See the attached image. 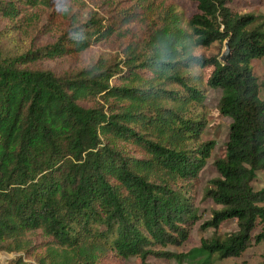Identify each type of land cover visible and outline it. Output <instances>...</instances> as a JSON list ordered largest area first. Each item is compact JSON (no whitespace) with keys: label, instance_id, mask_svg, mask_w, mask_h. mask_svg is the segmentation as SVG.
<instances>
[{"label":"trees","instance_id":"1","mask_svg":"<svg viewBox=\"0 0 264 264\" xmlns=\"http://www.w3.org/2000/svg\"><path fill=\"white\" fill-rule=\"evenodd\" d=\"M158 1L119 6L107 24L65 9L68 27L54 41L0 51V251L32 249L38 264H212L264 242V188L253 186L264 171L253 66L264 57V13L241 12L235 0H192L187 16ZM50 5L0 0V16L34 24V10ZM140 12L143 28L122 45V59L60 73L40 65L111 38ZM226 43L227 61L199 52ZM208 87L222 89L218 109L232 122L214 159L220 177L204 190L222 208L201 229L231 219L237 228L175 252L168 247L186 243L202 219L196 182L216 148L204 139Z\"/></svg>","mask_w":264,"mask_h":264},{"label":"rangeland","instance_id":"2","mask_svg":"<svg viewBox=\"0 0 264 264\" xmlns=\"http://www.w3.org/2000/svg\"><path fill=\"white\" fill-rule=\"evenodd\" d=\"M159 0L158 2H160ZM173 2L183 10L187 16L196 12V3L192 0H164ZM136 0H51V5L46 8H38L36 11V22L28 23V18L9 20L0 16V51L7 55L8 53H21L30 46L42 45L55 40L59 30H65L69 24V18L62 15V11L69 9L71 14H75L79 19L85 20L93 14H98L104 20V23L112 22L113 19H119L117 7L127 6L132 8ZM234 7L241 12L264 13V0H235ZM138 10V9H137ZM141 11V10H138ZM141 12L137 15V20L130 25H124L120 30L112 35L111 38L103 40L92 45L87 50L77 55H66L61 58L44 60L40 65L44 68L52 69L58 73L81 68L87 64H92L99 59L118 61L123 58L121 49L133 33H140L142 22H139ZM124 29L125 32H124ZM121 31L124 32L123 35ZM220 44H214L204 51L207 55L221 53L225 48ZM222 50V51H221ZM256 75L261 84L260 95L264 100V57L253 62ZM213 70V67L206 68L204 71L207 78ZM207 98L203 110L207 119V126L204 132V139H213L216 141V148L213 155L209 158L204 170L200 173L196 182L195 194L197 205L202 214V219L192 230L190 239L180 247L169 246L168 249L175 252H181L188 248L200 245L201 240L212 236H224L237 228V222L234 219L226 220L221 223L218 229L209 227L201 229L202 223L211 219L213 211L222 207L214 203L211 199L204 196L205 187L208 181L220 174L214 165V159L221 155V146L228 140L229 128L232 119L220 114L218 103L222 96V89L207 88ZM253 186L256 190L264 188V171L256 173ZM39 242L42 238L38 237ZM17 245V244H16ZM12 245L11 247H16ZM22 247V246H21ZM42 248H37L41 250ZM32 249L24 248H5L0 251V264H38L33 257ZM36 250V249H35ZM152 264H179L174 259H151ZM128 264H138L139 259L131 258ZM188 264V263H185ZM212 264H264V242L251 246L241 257L220 258L215 257Z\"/></svg>","mask_w":264,"mask_h":264},{"label":"water","instance_id":"3","mask_svg":"<svg viewBox=\"0 0 264 264\" xmlns=\"http://www.w3.org/2000/svg\"><path fill=\"white\" fill-rule=\"evenodd\" d=\"M230 53H231L230 47H229L228 43H226V47H225V50H224V52H223V54L221 56V60L227 61V59L230 56Z\"/></svg>","mask_w":264,"mask_h":264}]
</instances>
